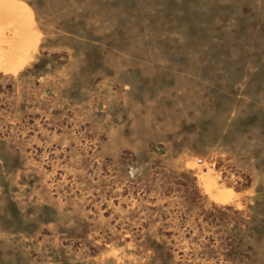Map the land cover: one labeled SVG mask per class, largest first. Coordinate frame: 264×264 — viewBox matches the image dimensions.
<instances>
[{
    "label": "rangeland",
    "instance_id": "374dc122",
    "mask_svg": "<svg viewBox=\"0 0 264 264\" xmlns=\"http://www.w3.org/2000/svg\"><path fill=\"white\" fill-rule=\"evenodd\" d=\"M30 1L0 264H264V0Z\"/></svg>",
    "mask_w": 264,
    "mask_h": 264
},
{
    "label": "crops",
    "instance_id": "0c3cea01",
    "mask_svg": "<svg viewBox=\"0 0 264 264\" xmlns=\"http://www.w3.org/2000/svg\"><path fill=\"white\" fill-rule=\"evenodd\" d=\"M37 15L30 0H0V70L17 72L41 53Z\"/></svg>",
    "mask_w": 264,
    "mask_h": 264
}]
</instances>
